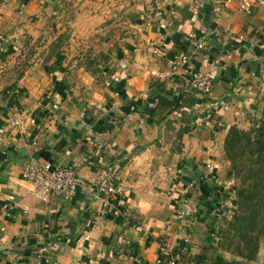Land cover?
I'll return each mask as SVG.
<instances>
[{"label": "crops", "instance_id": "obj_1", "mask_svg": "<svg viewBox=\"0 0 264 264\" xmlns=\"http://www.w3.org/2000/svg\"><path fill=\"white\" fill-rule=\"evenodd\" d=\"M221 1H143L122 14L137 9L122 22L136 26L129 40L158 43L168 54L192 50L185 33L198 26H205L211 35L216 29L224 32L220 38H207L211 50L222 51L213 66L203 61L205 50L194 61L205 70L214 69L223 80L201 97L212 110L211 119L202 125L192 121L193 114L185 119L177 112L178 105L195 98L182 89L191 68L179 67L159 80L167 65L164 55L151 51L149 69L140 70L141 80L125 85L122 79L120 94L108 90L107 96L90 101L93 109L85 115L79 113L77 98L52 101L41 89L35 97L25 98L35 92L33 75L24 82L26 94H9L8 102L0 106V126L5 128L0 133V264H50V255L56 257V264H137V260L162 264V241L182 255L181 264H264V258L225 256L216 237L219 219L190 214L180 219L187 220L183 228L175 218L179 202L197 205L204 214L212 202V186L228 188L223 137L234 123L263 108L264 8L239 9L233 0L224 11H213ZM82 5L73 24L83 26L80 34L89 35L103 17L86 12ZM5 37L0 32V53L6 47ZM145 74L156 80L146 92L148 97L157 95L158 101L143 125L141 109L133 110L130 101L145 86ZM7 83L0 69V89ZM12 102L18 120L14 125L7 121L8 113L15 111ZM99 104L105 106L98 108ZM23 137L28 141L25 145ZM96 137L106 138L113 152L98 156L92 147ZM28 154L78 170L82 185L72 201L42 199L32 192L16 163ZM209 163L214 166L207 172L204 165ZM103 165L112 167L118 185L116 196L107 201L94 199L87 190ZM134 218L142 220L147 230L139 229ZM45 244L50 251H38Z\"/></svg>", "mask_w": 264, "mask_h": 264}, {"label": "rangeland", "instance_id": "obj_2", "mask_svg": "<svg viewBox=\"0 0 264 264\" xmlns=\"http://www.w3.org/2000/svg\"><path fill=\"white\" fill-rule=\"evenodd\" d=\"M143 1L153 3L158 0H0V32L6 36V47L0 53V69H2V73L6 76L8 82L2 90L0 89V106L4 107L5 103L8 102L9 94L12 92L20 95L26 94L24 82L27 76L33 75L36 79L35 92L25 98L31 99L35 97L40 89L43 92H47L48 95L46 96L52 101L56 99L65 101L72 97L77 98L80 107L79 113L85 115L93 109V104L90 101L107 96L109 94L108 90L114 94H120L119 83H121L122 79L125 85H134L141 80L140 70L149 69L147 64L150 60V51L162 54L165 58L164 62L167 65V69L158 74L159 80L169 76L171 70L183 67V65L172 67L167 63L168 57L178 56L179 54L177 55L175 52L168 54L164 46H156L158 43H149L145 40H129L131 38L130 32L136 26L122 22L126 21L127 17L132 16V13L135 14L137 9L131 10L132 12L126 15L122 14L126 8L132 6L139 8L137 6ZM232 1L226 2V0H222L220 4L224 5L225 10L226 5L232 3ZM79 3H83L82 7L86 12L96 13L103 17V20L94 26L95 30H92L89 35L80 34V28L83 26L73 24ZM238 3L239 0H237V5ZM199 27L203 26H198L197 28ZM221 32L224 35L222 30ZM223 35H220V37ZM207 38L209 37H204L206 39L204 43L206 52L204 53L203 61L213 66L217 56L222 51L211 50ZM139 44H150V46H148V49L144 47L140 49L138 48ZM209 56H213L212 62L205 60ZM196 57L193 59L194 61ZM192 66L190 77L195 69L209 73L217 82L212 89L223 82L221 76L214 74V69L205 70L196 66L194 62ZM31 70H34V73H31ZM165 72H168V74L163 75ZM143 77L145 86L140 87L142 89L134 95V98L130 101V107L133 110L141 109L139 123L144 125L147 123L148 113L155 109L158 98L154 94L152 95L153 98L148 97L146 92V89L154 84L156 80L147 74ZM217 79H220V82ZM187 81L182 86V89L183 91L192 92L195 98L190 104L178 105L177 112L183 115L185 119H190L191 114H193L194 118L192 121L196 125H202L211 118L204 119L202 113L195 111L193 106L198 101L205 104L201 97L207 94L199 95L195 93L186 86ZM150 101H155L153 107H149ZM11 105L15 108V111L9 112L8 116H14L13 118L17 124V109L13 102ZM99 105L97 106L98 108L105 106ZM263 110L264 103L262 111L247 115L239 122L234 123L223 137L224 158L228 163L225 165L228 168L227 175L229 179L228 188L226 186L220 187H223L231 203L226 210L227 218L219 225L216 237L225 256H236L241 259L264 258V164H261L256 146L250 140L256 134L254 128L260 123ZM31 120L33 121V119ZM109 125L114 124L110 122ZM0 128H2L0 132L2 134L5 128L3 126H0ZM101 138L107 143L106 138ZM22 140L24 145L28 143V141H25V137ZM247 144H250L252 149ZM107 145L111 148L108 143ZM92 147L100 157L107 156L113 152V148H111L112 150L108 154H100L94 148L93 140ZM5 152L10 158V151L5 150ZM31 155H24L16 160L20 173V160ZM212 165L214 166L213 163ZM103 166L111 168L114 175V170L110 165ZM72 168L79 176L81 186L82 179L78 170L74 167ZM167 169L164 166L163 171L166 172ZM97 176L98 179L101 178V171L99 175L97 171ZM97 176L94 185L87 188L93 198L107 201L110 196H116L118 193L116 178L115 193L105 197L95 196L94 190ZM80 186L78 191L81 189ZM9 196L13 198V195ZM50 197L59 198L55 195ZM72 199L69 201H72ZM223 200L224 197L219 196L214 203L217 205ZM195 203L197 204L198 200ZM184 205H187V203L179 202L175 215L176 220L183 228L187 220H180L181 217L178 214L181 206ZM133 220H135V225L139 229L142 231L147 230V226L141 222L142 220L137 218ZM166 233L170 234V231L166 230ZM164 243L172 253L178 255L180 261L177 264H181L185 260L182 255L179 252L172 251L166 241ZM161 245L160 243V247ZM43 247H47L48 250H41ZM160 247L159 258L164 260L160 263L170 264L168 257L162 254ZM38 251L48 252L50 248L45 244L39 247ZM47 259L50 264L57 263L56 257L53 255H50ZM137 264L145 263L137 260Z\"/></svg>", "mask_w": 264, "mask_h": 264}, {"label": "built area", "instance_id": "obj_3", "mask_svg": "<svg viewBox=\"0 0 264 264\" xmlns=\"http://www.w3.org/2000/svg\"><path fill=\"white\" fill-rule=\"evenodd\" d=\"M230 0H226L228 2ZM264 7V0H239L238 7L240 9H248L252 6ZM224 10V5L220 3L217 4L213 11L220 12ZM199 9L194 10V14H198ZM223 35L220 29H216L212 35L207 32L206 27L195 28L185 34V38L193 45V49L186 48L185 51L181 52L178 56H170L167 58V63L176 67L177 65H183V67H190L193 69L192 63L194 58L204 50L205 40L204 37L214 36L220 37ZM206 61L212 62L213 56L205 58ZM168 72H165L163 75H167ZM220 82V79H217ZM217 83L213 77L200 69H195L190 79L187 81V87L199 95H205L210 93L213 85ZM155 101L149 102V107H153ZM193 109L195 111H200L204 119H210L212 117V110L208 108L202 102H197ZM144 115V114H143ZM145 116V115H144ZM14 116H8V122L14 124ZM2 128H0V132ZM94 148L97 149L100 154H108L112 149L107 145L106 141L101 137H96L93 139ZM21 169V175L23 179L29 182L32 186V192L40 198H49L50 196H58L63 201L71 200L77 193L79 186L81 184L79 176L76 174L75 170L72 167H65L59 164H56L50 160H43L38 155L32 154L27 158H22L19 162ZM204 168L207 172H210L213 169L212 164H205ZM102 173L100 179H96V188L94 194L96 197H105L110 194L115 193L116 183L115 177L111 171V168L107 166H101L98 169L99 173ZM192 185V183H190ZM212 202L210 208L204 212L201 211V208L196 206L188 207L185 205L180 208L178 216L182 219H185L187 215L195 214L201 215L206 218H217L219 222L226 220L227 218V208L231 203L230 198L226 195L223 187L212 186L209 194ZM224 197V200L215 205L214 199L218 197ZM12 198V196H9ZM193 220H190L188 223H192ZM43 251H47V247L41 248ZM162 254L168 257L170 264L179 263L180 259L177 254L172 253L166 245L162 244L160 247Z\"/></svg>", "mask_w": 264, "mask_h": 264}, {"label": "trees", "instance_id": "obj_4", "mask_svg": "<svg viewBox=\"0 0 264 264\" xmlns=\"http://www.w3.org/2000/svg\"><path fill=\"white\" fill-rule=\"evenodd\" d=\"M263 101H264V98H263ZM254 130L256 131V134L252 136L250 140H252L253 141L252 144L256 146V151L260 155L259 160H261V164H264V110H263L262 118L260 119V123L258 124L256 128H254ZM247 145L251 148L250 144H247ZM221 224L222 222H219V225ZM161 244L165 245L164 241H162Z\"/></svg>", "mask_w": 264, "mask_h": 264}]
</instances>
